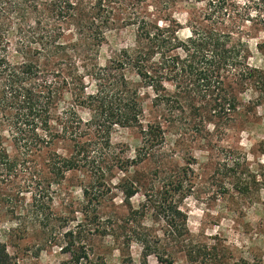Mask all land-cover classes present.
<instances>
[{"label": "trees", "instance_id": "obj_1", "mask_svg": "<svg viewBox=\"0 0 264 264\" xmlns=\"http://www.w3.org/2000/svg\"><path fill=\"white\" fill-rule=\"evenodd\" d=\"M144 1L0 0V137L7 130L16 147L25 150L64 142L67 152L53 153L55 175L89 169L95 183L110 188L114 169L128 171L147 159L161 163L166 129L161 121L143 124L142 88L154 93L151 104L160 116L193 120L200 133L207 120L234 119L240 104L234 89L251 84L264 88V70L251 64L252 50L243 32V22L250 15L239 10L235 0H171L191 7L196 2L205 4L190 11L192 33L186 38L175 25H161L146 15ZM117 21L135 27L136 45L121 49L106 66L92 65L88 74L96 82V91L87 94L81 76H72L77 81L71 83L63 71H79L74 58L91 59L93 47L105 41ZM66 91L72 101L66 99ZM79 107L90 109L92 119L85 120ZM115 126L140 129L142 143L133 157L112 146ZM191 166H178L165 176L156 194L145 193L143 205L159 209L169 237L195 261L198 252L187 240V217L178 200L187 197L194 185ZM0 167H14L2 138ZM121 188L126 198L138 192L137 181L131 179L124 180ZM84 192L92 196L88 188ZM136 234L144 258L155 254L160 262L175 264L171 253L165 259L157 251L148 233ZM6 247L0 238V264H15ZM218 257L217 252L219 264H259L243 257L234 261ZM80 260L76 257V262Z\"/></svg>", "mask_w": 264, "mask_h": 264}, {"label": "rangeland", "instance_id": "obj_2", "mask_svg": "<svg viewBox=\"0 0 264 264\" xmlns=\"http://www.w3.org/2000/svg\"><path fill=\"white\" fill-rule=\"evenodd\" d=\"M235 1L239 10L250 15L243 22L252 50L250 62L264 70V0ZM194 5L146 0L141 6L152 20L175 25L186 38L192 33L189 18L194 15L190 11L205 7L203 2ZM135 45V27L117 21L105 41L93 47L91 59L74 58L79 71L65 69L63 73L71 83L81 76L85 92L93 93L96 82L88 74L92 65L106 66L121 49ZM129 76L138 81L135 75ZM141 91L143 124L161 121L166 129L161 163L147 159L128 171L114 169L110 188L95 183L89 169L55 175L53 153L65 154L66 143L25 150L16 147L7 130L1 131L14 167H0V238L15 264H165L155 254L144 258L137 232L148 233L157 251L165 259L171 253L175 264H216L217 252L219 260L243 257L264 264V88L251 84L234 89L240 100L234 119L207 120L201 133L193 120L160 116L151 104V89ZM65 96L72 101L69 91ZM79 113L85 120L92 119L88 108L79 107ZM141 139L138 127L115 126L110 140L122 155L133 157ZM189 163L194 185L187 197L178 200L187 217V240L198 252L195 261L188 259L180 242L169 237L159 209L143 205L145 193L156 194L165 176ZM126 179L137 181L138 192L131 198L121 188ZM85 188L93 197L85 195ZM78 256L81 260L76 262Z\"/></svg>", "mask_w": 264, "mask_h": 264}]
</instances>
